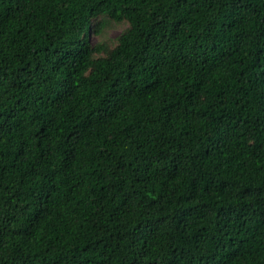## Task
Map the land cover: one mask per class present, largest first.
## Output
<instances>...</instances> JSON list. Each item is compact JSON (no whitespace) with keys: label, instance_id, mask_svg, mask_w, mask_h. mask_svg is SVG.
Wrapping results in <instances>:
<instances>
[{"label":"trees","instance_id":"trees-1","mask_svg":"<svg viewBox=\"0 0 264 264\" xmlns=\"http://www.w3.org/2000/svg\"><path fill=\"white\" fill-rule=\"evenodd\" d=\"M0 264H264V0H0Z\"/></svg>","mask_w":264,"mask_h":264},{"label":"rangeland","instance_id":"rangeland-1","mask_svg":"<svg viewBox=\"0 0 264 264\" xmlns=\"http://www.w3.org/2000/svg\"><path fill=\"white\" fill-rule=\"evenodd\" d=\"M127 24H112L104 33L103 38L97 36H91L92 42L98 43L100 40H109V43H112L126 28Z\"/></svg>","mask_w":264,"mask_h":264}]
</instances>
